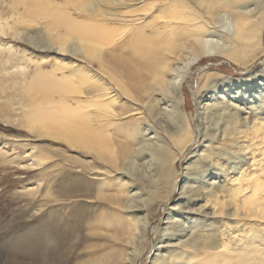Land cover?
Wrapping results in <instances>:
<instances>
[{"label":"bare ground","instance_id":"bare-ground-1","mask_svg":"<svg viewBox=\"0 0 264 264\" xmlns=\"http://www.w3.org/2000/svg\"><path fill=\"white\" fill-rule=\"evenodd\" d=\"M41 12L44 22L28 16ZM263 31L264 0H0V39L40 55H5L11 49L0 45V62L29 61L37 70L51 60L53 70L70 71L57 91L73 104L65 102L54 123L38 129L85 149L68 147L75 158L42 169L27 188L32 200L6 229L7 245L22 250L20 262L10 255L6 264H136L150 253V264H264ZM220 56L240 76H225L208 60L201 65ZM195 73L194 86L187 85ZM16 77L0 69L2 103L18 87L35 88L26 74ZM66 114L84 120L82 130L51 132L74 127ZM239 126L253 133L245 149L256 169L219 202L228 192L218 180L223 172L205 159L219 167L230 158L225 165L238 171V152L213 148L219 140L234 147L233 138L245 134ZM187 155L185 162L193 160L177 183V164ZM46 159L34 156L33 163ZM199 215H219L227 225L202 231Z\"/></svg>","mask_w":264,"mask_h":264},{"label":"rangeland","instance_id":"rangeland-1","mask_svg":"<svg viewBox=\"0 0 264 264\" xmlns=\"http://www.w3.org/2000/svg\"><path fill=\"white\" fill-rule=\"evenodd\" d=\"M28 16L29 18H39L41 22H44L48 18V15L45 12L29 14ZM262 39L264 41V31L262 32ZM0 45H2L1 48L9 47L11 49L10 52L4 51L5 55L24 50L27 54L26 57H31V61H37L40 59L39 54L33 56L31 53L32 51H30L28 48L24 47L21 43L13 42L10 39H0ZM33 51L37 52V50ZM52 57L53 55L50 54L49 58ZM262 58L264 59V56ZM206 60L215 63L216 66L211 67L214 69H220L219 72L225 76L230 78H236L240 76V68H238L236 65H229V63L221 59V56L211 58V60L204 58L201 61V65L207 63ZM61 62H63V60H59L57 63ZM53 64L55 66L56 62L48 60L47 62L39 65L38 69L35 70L33 63L29 61H15L12 59L8 62H0V69L4 68L9 71L18 81H20V79L19 77H16V75L19 76L20 74H26L31 80L32 84L35 86V88L29 92H25L23 89L18 87L17 95H15L16 90H6L4 95L7 94V96H15L10 99L12 101L6 100L4 101L5 103L0 101V107L3 108V110H0V151L4 152L0 153V264H6V260L10 255L15 260L20 262L22 250L18 244L14 246L7 245L6 229L11 225L8 220L20 213L22 204L32 200L33 195L28 193L27 188L36 186V182H38L39 177H41L39 176V172L42 169L52 165L60 166L65 160L71 161L73 158H75L71 154L78 153L69 151L67 149L68 147L78 149L79 151H85V149H83L81 146L72 145L67 140L60 137L46 135V131L38 129L39 122H44L49 125L53 124L54 121L52 119L59 115L58 112L62 110V107L60 106L66 104L65 102L73 104V101L68 95L61 94L60 91H57L58 87L69 84L68 78H64L62 75H67L70 73V71L65 70L62 73L61 70H53L51 68ZM260 65L262 64H259V66ZM255 68L256 67H250V69ZM92 69L95 70V66H92ZM95 78L98 79V75H95ZM194 81L196 82V73L189 78L187 85L189 84V86H194ZM187 85L186 83L185 85L183 84V91L186 96V112L191 114V112L194 111V103L192 102L191 91ZM7 96L3 99H6ZM193 115L194 112L192 116ZM259 117L264 120V114ZM66 119L74 124L72 129L58 132L56 127H54L51 132L63 133L71 131L72 133H79L82 130V126H84L83 124L85 122L84 120L68 114H66ZM199 120L200 119L198 117L197 121ZM238 130L239 132H244L245 136L243 134L235 136L233 139L238 141V143L234 147H232L230 142L227 140H219L218 143L215 142V147L213 148V151H217L219 146L226 148L228 149V154L234 157H236V152H238L237 157L239 164L235 165L239 167L238 171H233L228 167V165H225L226 162L230 163L232 161L230 158L226 159V157H223L219 161V167L215 166V159H205L206 163H209L212 168H219L218 171L221 170L223 172L221 173V177L218 180L221 185H225V190H228V192L218 194L219 202H224L227 200L225 197L228 194L234 192L238 186L244 185L245 177H242V175L256 169L250 167L252 162L251 149H245L247 146L251 145L250 139L253 136V133L249 130L246 131L245 129L240 128V126ZM3 143H7V145L2 146ZM255 155H257V153ZM4 156L6 159H10L12 161L3 159ZM34 156H43L47 159L45 160V163L41 165H35L33 163ZM190 156L191 155L185 156L184 160L182 162L179 161L177 164L179 172V176L176 177L177 183L179 180H181L180 173L182 172V169L185 166L188 167L189 162L193 160L190 159L185 162ZM110 177L119 178L113 181L115 186L120 187L123 184V181H121L120 177L114 172ZM125 189L129 190V188ZM203 191L204 189L202 192ZM248 192V189L244 190L241 195L237 196V199H241L243 196L248 194ZM174 196L175 193H173V197ZM176 200L177 197H174L163 206H167L168 211V209L172 207L169 205H174L175 203L173 204V202ZM196 205L197 204H194V206ZM184 213L190 214L185 211ZM218 217L219 215H214V217H202V215H199L197 219L203 220L204 223L201 226L202 231H215L218 228H221V226L227 225L224 220L221 223ZM161 218L162 216L158 218L160 225L162 221H160ZM248 220L250 219H247L246 221ZM30 222V225L36 223L35 219L31 220ZM155 222L153 224H155ZM250 223L258 224L259 222L254 221ZM263 224L264 221L261 222V226L259 227H263ZM163 226L164 224L161 225V227ZM241 227L242 226L240 225L239 228ZM21 229L23 230V228ZM150 231L151 229H149V233ZM246 232L247 234L249 233V231ZM156 233H158V230H156L153 234V239L150 241L151 244L154 241V235ZM224 233L229 234L226 232ZM260 233L263 234L264 231H261ZM150 236L151 235L149 234V237ZM149 250L151 251L152 248H148L147 252H149ZM151 255L152 254L150 253L148 258H143L141 262H137L136 264H150L152 260Z\"/></svg>","mask_w":264,"mask_h":264}]
</instances>
